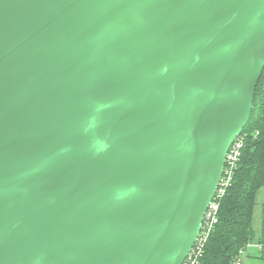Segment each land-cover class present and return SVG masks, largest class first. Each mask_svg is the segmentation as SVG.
<instances>
[{"label": "water", "instance_id": "water-1", "mask_svg": "<svg viewBox=\"0 0 264 264\" xmlns=\"http://www.w3.org/2000/svg\"><path fill=\"white\" fill-rule=\"evenodd\" d=\"M264 69V0H0V264H182Z\"/></svg>", "mask_w": 264, "mask_h": 264}, {"label": "trees", "instance_id": "trees-1", "mask_svg": "<svg viewBox=\"0 0 264 264\" xmlns=\"http://www.w3.org/2000/svg\"><path fill=\"white\" fill-rule=\"evenodd\" d=\"M241 134L240 159L199 264H233L238 251L252 242L254 197L264 174V69L255 87L250 119Z\"/></svg>", "mask_w": 264, "mask_h": 264}, {"label": "built area", "instance_id": "built-area-1", "mask_svg": "<svg viewBox=\"0 0 264 264\" xmlns=\"http://www.w3.org/2000/svg\"><path fill=\"white\" fill-rule=\"evenodd\" d=\"M257 135V133L255 134ZM244 143V136L240 134L234 139L229 147L226 157L222 176L219 180L214 196L210 201L202 220L200 231L195 240V243L182 264H199L204 254L205 246L212 233L214 227L218 222V211L220 201L224 197L226 190L231 184L234 171L240 159L241 150ZM251 243L246 244L238 251V254L233 264H246L248 250Z\"/></svg>", "mask_w": 264, "mask_h": 264}, {"label": "crops", "instance_id": "crops-1", "mask_svg": "<svg viewBox=\"0 0 264 264\" xmlns=\"http://www.w3.org/2000/svg\"><path fill=\"white\" fill-rule=\"evenodd\" d=\"M251 228L252 242L248 250L246 264H249V259H260L264 262V174L263 185L258 189L254 197Z\"/></svg>", "mask_w": 264, "mask_h": 264}, {"label": "rangeland", "instance_id": "rangeland-1", "mask_svg": "<svg viewBox=\"0 0 264 264\" xmlns=\"http://www.w3.org/2000/svg\"><path fill=\"white\" fill-rule=\"evenodd\" d=\"M248 263L249 264H253V263H255V264H264V262H263V260H258V259H249L248 260Z\"/></svg>", "mask_w": 264, "mask_h": 264}]
</instances>
